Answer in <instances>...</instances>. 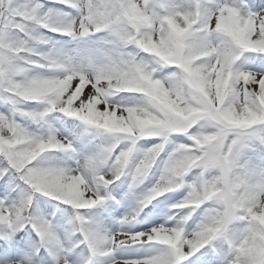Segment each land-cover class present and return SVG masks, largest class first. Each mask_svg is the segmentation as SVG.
Here are the masks:
<instances>
[{"label":"snow or ice","instance_id":"obj_1","mask_svg":"<svg viewBox=\"0 0 264 264\" xmlns=\"http://www.w3.org/2000/svg\"><path fill=\"white\" fill-rule=\"evenodd\" d=\"M0 264H264V0H0Z\"/></svg>","mask_w":264,"mask_h":264}]
</instances>
